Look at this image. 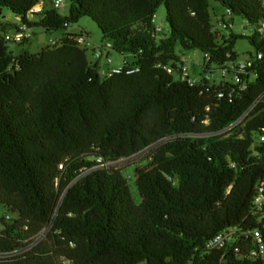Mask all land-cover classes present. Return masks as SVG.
<instances>
[{
    "label": "trees",
    "instance_id": "1",
    "mask_svg": "<svg viewBox=\"0 0 264 264\" xmlns=\"http://www.w3.org/2000/svg\"><path fill=\"white\" fill-rule=\"evenodd\" d=\"M212 1L227 35L214 30ZM38 5L0 0L30 30L88 18L135 61L102 76L78 35L17 56L0 38V205L15 216L0 223V264H264L251 255L254 233L264 239L253 205L264 182L263 0H70L66 16L53 6L33 14ZM161 6L169 31L157 40ZM235 16L250 36L233 33ZM16 25L0 22V32ZM240 39L256 49L245 91L178 76L177 46L201 51L207 74L237 61ZM149 150L144 166L130 165L136 205L123 171L108 165ZM225 230L231 242L208 248Z\"/></svg>",
    "mask_w": 264,
    "mask_h": 264
},
{
    "label": "rangeland",
    "instance_id": "2",
    "mask_svg": "<svg viewBox=\"0 0 264 264\" xmlns=\"http://www.w3.org/2000/svg\"><path fill=\"white\" fill-rule=\"evenodd\" d=\"M54 0H39V5L44 6L45 8H52V2ZM264 1V0H263ZM70 8V0H63L61 7L58 9L59 13L63 16L68 15ZM211 22L214 27V30L219 33H225L227 35V31L224 30V27L220 25L223 20V15L225 14V9L215 2H211ZM39 17H33L34 20H37ZM0 22H9L11 24H17L16 15H14L11 11L6 8L0 7ZM232 28L233 33L237 35H241L244 32L247 36H250L253 32V27L247 24L246 20L242 17L235 16L232 19ZM154 26L156 29V38L157 40L163 39L167 36V32L169 31V25L166 21V9L164 6H161L154 16ZM10 33L13 32L12 29L9 30ZM71 33L74 35L81 36L83 35L85 39L84 46L87 49V60L90 64L95 63V58L93 56V49L98 48V46L103 45L105 42L103 41V36L101 30L98 28L96 23L88 18L82 19L78 24L70 26L69 29L57 31L53 33H48L39 28H34L31 30L32 37L29 41L24 42L22 44H11L8 43V49L14 53V55H19L20 53L27 51L31 54H38L43 49L48 46H51V42L58 41L64 34ZM82 33V34H81ZM235 53L237 54L238 63H244L250 56V54H255L256 49L250 44L248 39H240L237 41L235 45ZM176 54L181 59L182 64L186 67L189 78L192 80L202 81L203 79H207L210 85H220L225 82H233L232 77L229 75L226 78H223L222 71L219 67H212L213 73L208 72L207 74L203 73V68L206 63L205 55L199 51H186L183 50L180 46L176 47ZM106 56L111 57V61L108 62L107 59L102 58V62L104 61V67L101 68L102 72L112 71L121 68L124 65V60L126 59L129 64H134L135 59L131 55H119L113 51L105 53ZM99 60V61H100ZM151 150L145 152L143 155L139 156L135 159L134 162L131 161H122L116 163L114 165H108L113 168H117L123 171L124 177L128 181V187L131 193L132 198L136 205L141 204L142 198L140 192L136 186V173L135 167L130 166L132 163H137L139 165L141 159H144L148 156ZM146 162L140 163L141 166H144ZM7 211L4 206L0 205V213ZM11 217L14 215L9 212ZM15 217V216H14ZM1 228V227H0ZM45 233V232H44ZM146 264V263H142Z\"/></svg>",
    "mask_w": 264,
    "mask_h": 264
},
{
    "label": "built area",
    "instance_id": "3",
    "mask_svg": "<svg viewBox=\"0 0 264 264\" xmlns=\"http://www.w3.org/2000/svg\"><path fill=\"white\" fill-rule=\"evenodd\" d=\"M63 3V0H54L52 2V6L55 9H59L61 7V4ZM263 8H264V1H263ZM44 11L43 6L38 5L35 7L31 12L33 14H42ZM17 25L12 33L7 32L6 34H3L0 32V38L2 37L5 42L11 43V44H22L24 42H27L31 39L32 34L31 30L28 29L27 25L23 24L20 20V18H16ZM262 28H264V24L262 25ZM82 34V33H81ZM60 41V40H59ZM78 42L83 47L85 43V39L83 35L79 36ZM58 41L51 42V46H54L57 44ZM85 48V47H84ZM112 51V44L110 42H106L101 46H98V48L93 49V56L96 61H99L102 58L107 59V61L110 62V56H106L105 53L107 52L109 55V52ZM256 59L260 60L262 58L261 54L254 55ZM252 60L247 59L244 63H238L234 62L229 64L224 70H222L223 78H226L227 76H231L233 80V84L238 86L241 91H245L247 89V81L245 79V69L251 67ZM125 63V62H124ZM120 69V68H119ZM169 73H172L171 68H166ZM118 69H114L111 72H117ZM111 72H100L102 76L108 75L110 76ZM178 76L182 80H188L190 82H195L196 80H192L189 78L188 72L186 67L182 66L178 72ZM262 142H264V136L260 138ZM101 161V159H99ZM253 205L255 207V210L258 213H261L262 219H264V182H262L257 187V192L255 194V197L253 199ZM11 219V216L9 213H0V223L2 221H9ZM232 240V233L228 230L219 232L217 235H215L207 244V247L210 249H221L224 247L225 244L230 243ZM253 241L254 246L251 250V255L257 257V258H263L264 257V239L259 231H256L253 235Z\"/></svg>",
    "mask_w": 264,
    "mask_h": 264
},
{
    "label": "crops",
    "instance_id": "4",
    "mask_svg": "<svg viewBox=\"0 0 264 264\" xmlns=\"http://www.w3.org/2000/svg\"><path fill=\"white\" fill-rule=\"evenodd\" d=\"M59 39H61V38H59ZM110 61H111V57H110ZM108 62H109V61H108ZM124 62H127V60H124ZM128 63H129V62H128ZM94 64H97L98 67H99L100 69L104 67V61L102 62V60H100V61H95Z\"/></svg>",
    "mask_w": 264,
    "mask_h": 264
}]
</instances>
